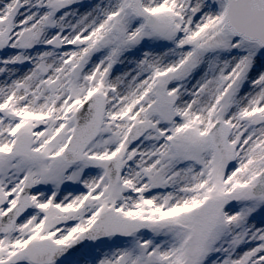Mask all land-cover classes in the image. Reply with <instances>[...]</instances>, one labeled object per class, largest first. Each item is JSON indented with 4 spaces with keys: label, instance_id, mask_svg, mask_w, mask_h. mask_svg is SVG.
Returning <instances> with one entry per match:
<instances>
[{
    "label": "snow or ice",
    "instance_id": "obj_1",
    "mask_svg": "<svg viewBox=\"0 0 264 264\" xmlns=\"http://www.w3.org/2000/svg\"><path fill=\"white\" fill-rule=\"evenodd\" d=\"M0 52V264H264V0H0Z\"/></svg>",
    "mask_w": 264,
    "mask_h": 264
},
{
    "label": "rangeland",
    "instance_id": "obj_2",
    "mask_svg": "<svg viewBox=\"0 0 264 264\" xmlns=\"http://www.w3.org/2000/svg\"><path fill=\"white\" fill-rule=\"evenodd\" d=\"M8 55L7 52H0V56H6ZM71 188V186H69V189ZM259 220V217L257 218ZM123 239H120L119 241H117V243L119 244ZM104 251H108L107 246H104Z\"/></svg>",
    "mask_w": 264,
    "mask_h": 264
}]
</instances>
